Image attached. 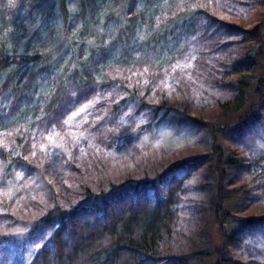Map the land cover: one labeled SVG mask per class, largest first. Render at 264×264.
<instances>
[{
  "label": "trees",
  "instance_id": "trees-1",
  "mask_svg": "<svg viewBox=\"0 0 264 264\" xmlns=\"http://www.w3.org/2000/svg\"><path fill=\"white\" fill-rule=\"evenodd\" d=\"M213 113L238 116L219 126ZM161 124L238 151L167 149ZM207 172L218 205L191 195ZM234 197L261 211L231 219ZM210 210L222 245L195 250ZM253 238L264 0H0V264H264Z\"/></svg>",
  "mask_w": 264,
  "mask_h": 264
},
{
  "label": "rangeland",
  "instance_id": "rangeland-1",
  "mask_svg": "<svg viewBox=\"0 0 264 264\" xmlns=\"http://www.w3.org/2000/svg\"><path fill=\"white\" fill-rule=\"evenodd\" d=\"M216 112V111H215ZM206 115V114H205ZM211 115V114H210ZM209 116V115H208ZM238 115L235 114H229L228 116L224 117L221 116L218 113H213V115L210 116V120L215 121L219 123V126H229V125H234L235 121L237 119ZM218 125V124H216ZM219 133V131L217 132ZM159 135H160V143L167 149H172L176 147H182L185 149L187 153L189 152H212V158L213 159H224L225 156H234L238 148L235 147V145L232 144L231 139H227L228 137L224 135L225 137H221L219 134L216 135V138L214 140L209 141L210 144H216L219 148H222L223 153H217L215 151H210L211 146L207 142V139L204 137L202 138L201 134L188 130L185 128H172L167 126L166 124H161L159 126ZM57 139V138H56ZM52 143L55 141V137L53 140H51ZM219 154L221 156L219 157ZM221 166V165H220ZM237 172L233 169H227L225 171V177L222 180L221 185L222 186H227L231 180L236 179ZM217 174L212 173V172H207L205 175H199L196 176L195 178L192 179V183L196 184L198 182H204L205 186H202L201 189L197 191L192 192V197L195 199H199L203 201L205 204H209L211 201L214 203V205H218L219 197H217V192L219 191L217 189ZM245 200L240 197H234L230 199L229 201H226L223 203V207L226 208L228 211L233 213V217H228L227 219H223V225L227 224V227L229 228V231L233 229V222L230 223V218L234 219L236 216H241L244 214H248L250 212H260L261 210L259 208L255 209L253 206L248 207L247 209L244 208ZM204 227L200 231V233L195 236V243H194V249L195 250H200L201 248H219L222 245V237L220 233V228L218 226V223L216 220L213 218V213L211 210L209 211V214L207 215L206 219L203 221ZM252 242L258 247H264V243L258 239V238H253ZM251 240V239H250ZM41 244V241L38 242V246ZM38 246H31L30 251H33L36 249ZM217 256H205V255H194L191 258L192 264H215L217 260ZM257 264H262V263H257Z\"/></svg>",
  "mask_w": 264,
  "mask_h": 264
}]
</instances>
